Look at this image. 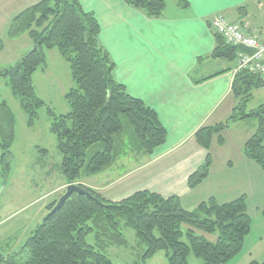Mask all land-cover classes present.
Listing matches in <instances>:
<instances>
[{
    "label": "trees",
    "instance_id": "trees-1",
    "mask_svg": "<svg viewBox=\"0 0 264 264\" xmlns=\"http://www.w3.org/2000/svg\"><path fill=\"white\" fill-rule=\"evenodd\" d=\"M124 1L149 17H159L165 8L164 0ZM177 2L188 5L186 0ZM7 31L10 37L27 33L36 49L25 54L15 66L0 69V79H7L27 114L29 127H34L39 119V108L47 106L66 184L103 172L130 152L151 153L166 142L167 130L156 110L129 94L115 79V64L100 44V23L93 13L83 9L80 0H42L17 15ZM215 36L211 56L236 62L240 49L227 45L220 35ZM52 49L68 62L75 84L65 94L70 111L62 114L38 96L33 82L34 73L47 64L46 50ZM262 86L264 81L257 74L248 70L235 74L232 95L237 103L230 117L195 133L196 141L208 155L206 162L190 175L191 188L209 176L211 145L214 139L224 143L223 133L231 120L257 119L254 134L244 144V155L264 170V104L248 110L254 91ZM15 124L16 117L8 102L0 100V173L10 169ZM40 150L47 153L46 149ZM81 186L100 203L73 193L33 230L18 250L8 254L0 250V264H113L105 250L128 244L122 225L133 228L140 243L146 246L144 264L160 250H166L168 264H189L187 257L191 251L203 259V264H224L241 250L250 231L252 219L245 196L224 203L211 197L196 209L188 210L177 195L164 197L139 190L112 201ZM59 198L46 206L48 213ZM184 224L186 231L182 230ZM90 233H95L94 244L86 241ZM214 233H218L215 241L208 240L207 235ZM184 234L187 241L182 240ZM250 264L264 261L253 260Z\"/></svg>",
    "mask_w": 264,
    "mask_h": 264
},
{
    "label": "crops",
    "instance_id": "crops-1",
    "mask_svg": "<svg viewBox=\"0 0 264 264\" xmlns=\"http://www.w3.org/2000/svg\"><path fill=\"white\" fill-rule=\"evenodd\" d=\"M41 1L0 0V54L6 57L8 47L15 49L0 69L17 63L34 47L27 33L10 37L7 27L17 15ZM164 1L162 14L149 17L124 0H80L83 9L100 23V44L115 64V79L129 94L156 110L167 139L153 152H130L107 170L92 175V181L87 176L79 183L112 201L139 190L164 197L177 195L188 210L211 197L224 203L245 196L248 214L264 220V170L244 155V144L251 136L237 144H231L225 135L223 144L213 141L209 176L198 186H189L190 175L208 155L195 133L226 121L237 103L232 95L236 62L211 56L216 36L210 19L221 13L242 24L247 32L256 31L264 38V0H186L185 7L177 0ZM56 54L54 49L49 50L47 62ZM38 76L33 75L36 91L38 81L43 88L45 85ZM72 82H67L60 93H67ZM226 100L230 104L222 111ZM66 186L62 178L49 196H61Z\"/></svg>",
    "mask_w": 264,
    "mask_h": 264
},
{
    "label": "rangeland",
    "instance_id": "rangeland-1",
    "mask_svg": "<svg viewBox=\"0 0 264 264\" xmlns=\"http://www.w3.org/2000/svg\"><path fill=\"white\" fill-rule=\"evenodd\" d=\"M32 50L33 48L29 52ZM48 51L46 50V53ZM54 51L58 53L56 49ZM14 52V48L8 47V56L11 57ZM56 55V58L52 57L47 62V68L46 66L40 68L34 74L39 75L38 77L45 83L43 88L42 82L38 81L36 91L38 96L57 114H62L69 112L70 106L64 95L66 93L60 92L66 87L67 82L72 81V78L68 62L59 53ZM2 56L4 58L0 59V64L8 60V56L5 57V54L1 53L0 57ZM17 63L7 66H15ZM6 81L5 78L0 79L2 98L0 100L8 102L15 114L16 124L15 136L10 148V169L7 173H0V250L3 254L18 250L31 236L33 230L43 222L48 213L46 206L61 194L57 193L51 198L48 193L61 183L62 178L65 179L61 170L62 155L56 148V136L50 130L51 117L47 106L39 108V119L34 127H29L27 114L20 107L18 99L13 96L10 86H6ZM72 86L75 87V84ZM66 90L68 92L70 89ZM229 104L230 100H226L222 111L228 108ZM261 104H264V86L254 91V97L248 103V110L256 109ZM257 126L256 118L231 120L223 135L231 144H237L252 136ZM40 149H46L47 153H43ZM1 153L0 148V156ZM90 177L92 181V176ZM251 219L250 231L244 239L241 250L224 264H250L256 257L259 258L258 262L264 261V255H260L264 252V220L255 219L254 216H251ZM121 229L126 235L128 244L109 246L105 250L106 255L113 264H144L142 256L146 246L140 243L133 228L122 225ZM187 229V225L184 224L182 230ZM217 235L218 233L207 235V238L215 241ZM182 240L187 241L185 234ZM86 241L94 244L95 233H90ZM166 254V250H160L149 257L146 263L168 264ZM187 260L189 264H203V259L196 256L193 251L189 253Z\"/></svg>",
    "mask_w": 264,
    "mask_h": 264
},
{
    "label": "built area",
    "instance_id": "built-area-1",
    "mask_svg": "<svg viewBox=\"0 0 264 264\" xmlns=\"http://www.w3.org/2000/svg\"><path fill=\"white\" fill-rule=\"evenodd\" d=\"M210 24L226 44L244 49L238 53L237 70L248 69L264 80V39L220 14L214 16Z\"/></svg>",
    "mask_w": 264,
    "mask_h": 264
},
{
    "label": "water",
    "instance_id": "water-1",
    "mask_svg": "<svg viewBox=\"0 0 264 264\" xmlns=\"http://www.w3.org/2000/svg\"><path fill=\"white\" fill-rule=\"evenodd\" d=\"M35 49H36V47H34L33 50H35ZM73 193H78V194H81V195H85V196H87L88 198H90V199H92L94 201H98L88 191H86L81 185H79V184H69L66 187L65 193L59 198V200L57 201V203L53 207V209L45 216V218L43 219V222H45L49 216H51L53 213H55L57 210H59L62 207V205L64 204V202ZM98 202L100 203V201H98Z\"/></svg>",
    "mask_w": 264,
    "mask_h": 264
}]
</instances>
